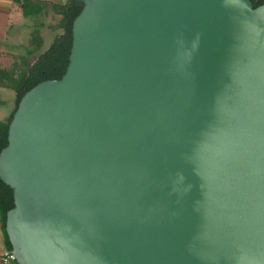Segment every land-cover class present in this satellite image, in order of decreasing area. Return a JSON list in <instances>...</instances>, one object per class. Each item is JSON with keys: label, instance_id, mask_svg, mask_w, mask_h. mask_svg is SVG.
Listing matches in <instances>:
<instances>
[{"label": "water", "instance_id": "1", "mask_svg": "<svg viewBox=\"0 0 264 264\" xmlns=\"http://www.w3.org/2000/svg\"><path fill=\"white\" fill-rule=\"evenodd\" d=\"M80 1L0 150L16 264H264V1Z\"/></svg>", "mask_w": 264, "mask_h": 264}, {"label": "trees", "instance_id": "2", "mask_svg": "<svg viewBox=\"0 0 264 264\" xmlns=\"http://www.w3.org/2000/svg\"><path fill=\"white\" fill-rule=\"evenodd\" d=\"M264 0H251L253 6ZM19 5L25 17L36 15L45 16L48 12L53 17V22L45 24L46 28L55 31L49 45L41 50L42 38L36 31L29 40L25 53L17 56L10 66L0 67V87L12 90L11 106L3 118L0 119V150L7 145V126L15 111L16 104L23 94L36 83L43 79H59L64 73L69 56L71 42L72 19L82 7L80 0H14ZM41 23V24H40ZM43 26L44 23L40 22ZM13 199L11 188L0 180V248L9 251L11 246L4 229L5 213L12 207ZM15 258L8 264H16Z\"/></svg>", "mask_w": 264, "mask_h": 264}, {"label": "rangeland", "instance_id": "3", "mask_svg": "<svg viewBox=\"0 0 264 264\" xmlns=\"http://www.w3.org/2000/svg\"><path fill=\"white\" fill-rule=\"evenodd\" d=\"M59 2L60 0H53ZM4 0H0V67L6 68L10 66L13 60L17 59L22 53H25L28 48L29 40L36 31L41 35L42 43L41 50L45 49L51 42L54 30L46 28L45 24L53 22V17L48 12L45 16L31 17L30 26L21 29L19 27L21 13L14 3V9L6 11L2 8ZM39 21L44 23L43 26L39 25ZM8 27L12 26V29ZM41 24V23H40ZM17 27V28H16ZM7 28V30H6ZM20 28V29H18ZM27 28V29H26ZM6 31V32H5ZM12 99V90L9 88L0 87V119L6 116ZM2 250L0 248V254ZM1 263V258H0Z\"/></svg>", "mask_w": 264, "mask_h": 264}, {"label": "crops", "instance_id": "4", "mask_svg": "<svg viewBox=\"0 0 264 264\" xmlns=\"http://www.w3.org/2000/svg\"><path fill=\"white\" fill-rule=\"evenodd\" d=\"M13 1L14 0H4V3H3V6H2V8L3 9H5L6 11H10L11 10V8L12 9H14V3H13ZM50 1H53V0H50ZM16 3V2H15ZM17 4V3H16ZM15 7H17L18 9H19V11H20V13H21V10H20V8H19V5L17 4ZM38 16H40V15H36V16H34L35 18L36 17H38ZM30 21V17H25L22 13H21V18H20V24H19V27L21 28V29H23L24 27H29L30 26V23L31 22H29ZM40 22H42V21H39V23ZM10 23H8L7 24V26L6 27H8V25H9ZM9 28H11L12 29V26L11 27H8V29ZM17 28V27H16ZM20 28H18V29H20ZM26 28V29H27ZM6 30H7V28H6ZM6 32V31H5Z\"/></svg>", "mask_w": 264, "mask_h": 264}, {"label": "built area", "instance_id": "5", "mask_svg": "<svg viewBox=\"0 0 264 264\" xmlns=\"http://www.w3.org/2000/svg\"><path fill=\"white\" fill-rule=\"evenodd\" d=\"M1 263L0 264H8L10 260L13 259V255L11 251H2L0 254Z\"/></svg>", "mask_w": 264, "mask_h": 264}]
</instances>
